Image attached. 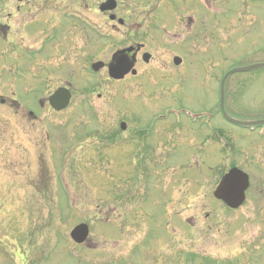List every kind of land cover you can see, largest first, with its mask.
<instances>
[{"label":"rangeland","instance_id":"obj_1","mask_svg":"<svg viewBox=\"0 0 264 264\" xmlns=\"http://www.w3.org/2000/svg\"><path fill=\"white\" fill-rule=\"evenodd\" d=\"M101 1L57 37V0H0V264H264V141L217 113L221 132L202 125L224 73L264 62V0H118L119 31ZM135 43L152 57L135 77L91 70ZM66 86L56 113L47 97ZM225 95L232 115L264 119V68L230 76ZM232 164L251 181L236 211L213 197Z\"/></svg>","mask_w":264,"mask_h":264},{"label":"water","instance_id":"obj_2","mask_svg":"<svg viewBox=\"0 0 264 264\" xmlns=\"http://www.w3.org/2000/svg\"><path fill=\"white\" fill-rule=\"evenodd\" d=\"M114 8H115V3L113 0H108L100 6L101 11L113 10ZM113 18L114 17H111V19ZM119 23H121V21H119ZM131 51L132 48H129L127 50L119 51L113 55L112 61L108 66V73L111 78L116 80L122 79L126 74H128L132 70L134 66V59H129L127 55V53H130ZM143 60L144 62H147L148 55H144ZM174 63L178 65L180 63V59L177 57L174 58ZM103 66H104L103 63L98 62L92 66V69L94 71H98L101 68H103ZM263 67H264V63L253 65L250 67L235 69L230 71L224 77V80L230 74L236 72H246L249 70L263 68ZM131 73L134 75L136 72L132 70ZM69 99H70L69 92L66 91L65 89H59L49 98V103L52 108L59 111L64 109L68 105ZM235 123L242 125H254V124H263L264 121L257 123H245V124L240 122H235ZM247 186H248V180L246 175L237 169H232L229 171L227 175L223 177L219 187L214 192V196L217 199L223 200L230 208H237L244 200V191L247 188ZM87 235H88V229L87 226L84 224L78 225L71 232V238L76 243H82L83 241H85Z\"/></svg>","mask_w":264,"mask_h":264},{"label":"flooded vegetation","instance_id":"obj_3","mask_svg":"<svg viewBox=\"0 0 264 264\" xmlns=\"http://www.w3.org/2000/svg\"><path fill=\"white\" fill-rule=\"evenodd\" d=\"M117 1V0H116ZM60 6H65V11H68L69 9H70V2H69V0H67V2H66V0H62L60 3ZM80 5V4H79ZM83 6H84V4L83 5H80L77 9H78V11H79V14L81 15L80 17H87V13H86V11L83 9ZM100 16L102 17V18H106V19H108L109 18V16H110V14L109 13H104V14H100ZM110 23V24H109ZM109 23L108 24H106V28H109L110 30H112V31H119L120 29H124L125 28V23L123 24V25H121V26H118V24H117V22H115V21H109ZM81 26H83V28H85L86 26H84V24L82 23L81 24ZM98 28H100V27H98ZM130 46H134L135 47V49H134V51L133 52H131V54H130V56H132L133 55V57H134V59H136V61H137V59H141V57H142V55L145 53V50H144V45H143V47H141L140 49H136V47H138L139 46V44H137V43H135L134 45H130ZM130 46H127V47H130Z\"/></svg>","mask_w":264,"mask_h":264}]
</instances>
